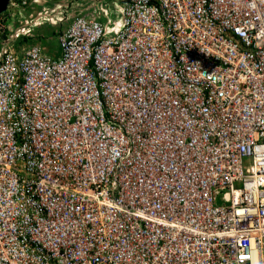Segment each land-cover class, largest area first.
<instances>
[{"label": "built area", "instance_id": "2783aa9c", "mask_svg": "<svg viewBox=\"0 0 264 264\" xmlns=\"http://www.w3.org/2000/svg\"><path fill=\"white\" fill-rule=\"evenodd\" d=\"M63 1L0 25V264H264V0Z\"/></svg>", "mask_w": 264, "mask_h": 264}, {"label": "crops", "instance_id": "0c3cea01", "mask_svg": "<svg viewBox=\"0 0 264 264\" xmlns=\"http://www.w3.org/2000/svg\"><path fill=\"white\" fill-rule=\"evenodd\" d=\"M23 2H26L27 5L22 6ZM115 2H116L115 0H100V3L104 8V10L111 15L113 10L118 12L119 9V3H118V8L113 7L112 4H114ZM18 3L19 5L12 4L15 5V9L12 10V14L15 17L9 19V24L12 25V29L16 30L18 28V27L16 28L17 24H24L26 31L29 32V34H26L24 37L34 38V42L32 44L41 46L44 54L52 57H59L60 49L58 46V39L52 36L50 34V31L49 32L46 31L42 33L41 30L43 28L41 29V27L44 26V24L48 25V27L52 26L51 20L46 16L49 15L57 5L64 3V1L63 0H19ZM85 8H88V12L86 13V15L89 18H97V13L93 11L94 7L90 6V4L86 0L78 1L75 4V6H73V10H69L68 13L74 16V14L76 13L79 14L81 11L83 10L85 11ZM114 14L116 16L115 21L117 22L119 19V15L117 13ZM29 20L36 21L37 23L33 25V23L35 22L32 21V23L30 24ZM99 20L104 21L105 18ZM36 30L39 31L40 33L35 34ZM30 32L32 33V35H30ZM35 35H37L38 38L35 37ZM2 43L3 41L0 40V46ZM12 45L14 52L17 55H21L25 51V49L33 46L28 42L18 43V40H14L12 42Z\"/></svg>", "mask_w": 264, "mask_h": 264}, {"label": "rangeland", "instance_id": "374dc122", "mask_svg": "<svg viewBox=\"0 0 264 264\" xmlns=\"http://www.w3.org/2000/svg\"><path fill=\"white\" fill-rule=\"evenodd\" d=\"M18 1L19 0H0V25H3V26H5V27H10L9 25H11V24H9V19L10 18H13V17H15L13 14H12V10H14L15 9V5H12V4H16V5H19V3H18ZM113 5V7H116V8H118V3H114V4H112ZM112 7V8H113ZM114 13H117L115 10H113L112 11V15L114 16V18L116 17L115 16V14ZM31 21L32 20H29V23L31 24ZM36 24V23H35ZM35 24H33V25H35ZM23 25L24 24H17L16 25V28L18 27V28H23ZM52 26H49L48 27V25H46V24H44V26H42L41 27V32L42 33H44V32H49L50 30H54V28L57 26H55L54 24H51ZM12 26V25H11ZM1 27V26H0ZM52 27H54V28H52ZM58 27V26H57ZM35 29V28H34ZM50 29V30H49ZM56 30V29H55ZM1 31V30H0ZM40 32L39 31H37L36 30V32H35V34H39ZM30 35H32V33L30 32ZM12 36V34L9 32V31H7V33H5V34H2L1 32H0V40L1 41H6L8 38H10ZM35 37H37L38 38V36L37 35H35ZM36 39V38H35ZM249 165H250V163H248V162H245V165H244V171H246V169L249 167ZM218 204L219 205H221L222 203L219 201L218 202Z\"/></svg>", "mask_w": 264, "mask_h": 264}, {"label": "trees", "instance_id": "16d2710c", "mask_svg": "<svg viewBox=\"0 0 264 264\" xmlns=\"http://www.w3.org/2000/svg\"><path fill=\"white\" fill-rule=\"evenodd\" d=\"M52 28H54V27H52ZM55 29H57V30H55ZM62 27H56V28H54V30L52 29V30H50V34L52 35V36H54V37H56V38H58V35H60L61 33H62ZM51 31H54V32H51ZM21 42H28V43H30L31 45H33L32 43L34 42V38H26V37H24L23 39H19L18 40V43H21Z\"/></svg>", "mask_w": 264, "mask_h": 264}]
</instances>
